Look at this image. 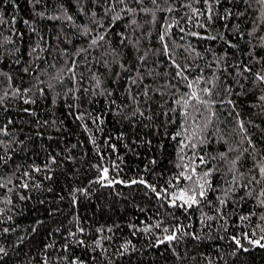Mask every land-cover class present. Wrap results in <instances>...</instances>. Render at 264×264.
<instances>
[{
  "label": "trees",
  "instance_id": "1",
  "mask_svg": "<svg viewBox=\"0 0 264 264\" xmlns=\"http://www.w3.org/2000/svg\"><path fill=\"white\" fill-rule=\"evenodd\" d=\"M157 4L0 0V264H264V3ZM161 34L214 105L185 108ZM209 168L208 202L173 208Z\"/></svg>",
  "mask_w": 264,
  "mask_h": 264
},
{
  "label": "snow or ice",
  "instance_id": "2",
  "mask_svg": "<svg viewBox=\"0 0 264 264\" xmlns=\"http://www.w3.org/2000/svg\"><path fill=\"white\" fill-rule=\"evenodd\" d=\"M105 2L108 3H120V4H124V0H105ZM151 2L153 3V5L157 6V9L159 10V5L157 4V0H151ZM162 3H168V0H161ZM220 0H216V3H219ZM262 3H264V0H261ZM205 3L207 4V0H205ZM190 6V5H189ZM142 11H146V12H152L151 9H141ZM127 11L129 12H135V9L132 8H128ZM168 12H172L173 8L169 7L167 8ZM192 11L194 13L198 12V9L193 8ZM240 15H243L242 13ZM68 20H71L72 17L68 16L67 17ZM227 16L224 17V19H226ZM93 21H95V13H93L92 16ZM206 19L211 21L213 19V16L211 14V9L209 8V14L206 15ZM120 20V16L117 15L113 18V22L112 24L109 25V28L114 26L115 21ZM133 23H135V21H133ZM172 25H167L168 29H171ZM201 27H204V25H201ZM87 31L85 32V34H87ZM181 32L184 31V29H180ZM192 36H199L200 34L197 32H192L191 33ZM105 36L101 35L99 36L98 40L99 41H104ZM210 39H216V37H210ZM98 40L94 39L91 41L92 45H96L98 43ZM126 38H122L120 43L123 45L125 43ZM159 40L162 44V51L163 53L167 56L169 62H170V66L172 68L175 69V78H177L178 82L179 81H187L186 87L190 90L189 93H185V95L187 96V99H185L183 101L185 108H187L188 106V102L191 101H195L197 105H203L206 107H211L212 105L215 104V101H209L208 99H203L200 95V93H203V95L205 97H211L213 94V89L216 87L215 84L212 85V87H203L201 89H199V92L197 91V87L199 86V84L201 83V81H204V77L201 76H196L194 78H190L189 75H187L186 73H190L193 71L192 66L189 64H181V63H177L175 59H173L170 55H169V47L168 44L166 42L165 39V34H161L159 36ZM233 47H235V45H232ZM81 51H84L83 49ZM194 51V49H193ZM144 57H141V60H143ZM121 67H123V65H120ZM210 67V65H209ZM198 68V66H197ZM27 71V69L25 70ZM69 71H73V69H69ZM200 71L202 72L203 70L200 69ZM244 71L247 72H251L250 68H247L246 66L244 67ZM241 75H243V73H241ZM255 79L260 81L261 84H264V75L257 73L255 76ZM136 81H133V83H135ZM97 83H99V81H97ZM205 83H208V81H205ZM51 87V86H50ZM174 87H176L174 85ZM147 94V93H146ZM261 100H264V96L260 97ZM181 101L177 100L176 103L179 104ZM228 104L233 105V101L232 100H228L227 101ZM221 104H223V101H221ZM234 106V105H233ZM197 111H199V109H197ZM184 115H187V112L184 113ZM212 115L214 116L215 113H212ZM211 121H209L210 123ZM239 123V127L240 130L244 133H246V129L244 128V122L243 121H238ZM205 127H207V125H205ZM179 135V133L177 134ZM94 142V141H93ZM204 142L201 141V144H203ZM113 148H115V146H112ZM191 147L193 149H195L197 147L196 144H192ZM181 151H183V147L181 148ZM247 151V150H245ZM221 158H223L226 153H221ZM199 164L200 165H207L209 163V161L205 160V158L203 156H199ZM214 159V158H213ZM240 157H237L236 160L233 161V164L235 165L237 163V161H239ZM154 163V161H153ZM99 167V166H97ZM187 167V166H185ZM39 170V169H37ZM213 169L209 168L207 171L203 172L202 177H200V179L203 181L202 183H200L199 181H197V188L198 191L196 189L193 188H181L180 193L178 196H173V198L170 199L169 203L173 208H184L187 207L189 209L193 208L194 206H199L201 205V203H207V192L209 190L211 191H215V189L213 188L212 182L208 179V177H210L213 174ZM260 173L262 175H264V166L260 167L259 169ZM191 172L192 175H185L184 172L179 173V175L177 176V179H184L187 181H192L193 180V176L196 175V167H192L191 168ZM101 173L102 175L100 176V179L97 181L98 183H104L105 181L107 182V185H112L115 183H125L124 181H115L112 179H109V169L108 168H102L101 169ZM130 184H144L146 185L148 188L151 189L152 192H154L156 194L157 197L159 198H164V196H162V193L160 191H157L156 187L154 185L151 184H147V182L143 179L140 180H132L129 182ZM247 185H242L240 186L241 188L246 187ZM23 187H28L27 184L23 185ZM168 189L165 188L163 189V193H167ZM248 195H251V193H249ZM261 196H264V192L260 193ZM241 199H244V197H241ZM220 203H225V201H220ZM260 203L262 205H264V200H261ZM209 219H211V217H209ZM242 219H246V217H242ZM157 227H159V224H157ZM7 231V230H5ZM165 231H167V229H165ZM177 239V236L175 234L172 235H166L162 240L159 241L160 244L165 243V241L171 242ZM232 240L235 242V244L238 247H243L241 245V241L240 239H238L237 237L233 236ZM261 240H264V236L261 237ZM253 244H257L260 247L264 248V244L260 243L259 240H251L250 241ZM82 243V242H81ZM0 252H4L3 248H0Z\"/></svg>",
  "mask_w": 264,
  "mask_h": 264
}]
</instances>
